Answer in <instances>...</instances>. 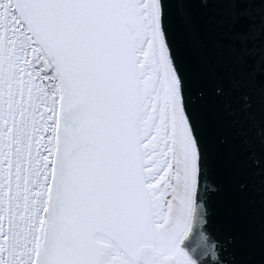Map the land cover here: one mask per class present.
Masks as SVG:
<instances>
[{"label":"snow or ice","instance_id":"6c2138e0","mask_svg":"<svg viewBox=\"0 0 264 264\" xmlns=\"http://www.w3.org/2000/svg\"><path fill=\"white\" fill-rule=\"evenodd\" d=\"M167 3L0 0V264H198Z\"/></svg>","mask_w":264,"mask_h":264},{"label":"water","instance_id":"95a60500","mask_svg":"<svg viewBox=\"0 0 264 264\" xmlns=\"http://www.w3.org/2000/svg\"><path fill=\"white\" fill-rule=\"evenodd\" d=\"M165 12L202 151L209 239L188 243L198 264H264V2L168 0Z\"/></svg>","mask_w":264,"mask_h":264}]
</instances>
